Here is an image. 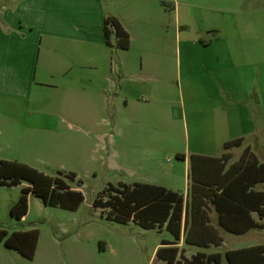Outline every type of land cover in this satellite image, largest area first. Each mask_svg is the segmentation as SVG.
I'll return each mask as SVG.
<instances>
[{
  "label": "crops",
  "instance_id": "0c3cea01",
  "mask_svg": "<svg viewBox=\"0 0 264 264\" xmlns=\"http://www.w3.org/2000/svg\"><path fill=\"white\" fill-rule=\"evenodd\" d=\"M166 1L0 0V98L20 99L30 104L28 108L37 110V87L49 84L47 79L38 78L39 69L51 77L59 71L62 74L92 71L87 75H77L81 82L75 81L74 85L66 87L76 98L96 96L105 100L109 98L114 71L116 89H113V96L118 100L115 109L119 115L112 121L117 139L115 143L123 146L122 151L130 152L127 160L130 165L127 167L134 166L151 174H165L168 182L156 183L158 179L150 174L149 181L136 180L129 185L143 183L164 187L180 193L183 199L179 238L173 240L170 235V239L156 243L154 257L158 247H175L176 259L182 261L197 252H217L206 250L222 245L221 232L238 236L264 226V214L259 218L254 210H250L247 216L257 226H249L241 233L230 232L219 225L217 212L208 200L202 209L208 223L217 231L219 243L198 246L183 241L184 203L190 197L191 169L196 180L215 182L219 175L228 174L229 178L234 175L237 169L234 165L242 155L256 165L264 163V3L258 0H170L177 36L175 63L181 65L186 73L187 84L191 76L194 81V93L190 91L186 98L190 104L193 103L192 110L188 112L193 115L196 142L192 144L191 152L184 149L170 168L163 170L155 159L159 149L137 142L144 140L148 129L127 126L123 116L129 110L130 120L146 119L154 108L153 100L158 102L157 111L167 110L168 88L161 78L168 67L169 46L163 34L166 19L170 18L165 9ZM106 16L114 17L128 34L126 49L115 46L112 33L109 44L105 43L102 27ZM179 34L182 35L180 39ZM111 49H115V64L110 56ZM57 50L76 56L66 66L57 64L59 62L52 64L49 55ZM137 59L139 67L132 62ZM141 74L151 78L156 75V78L136 81L135 78ZM84 78L87 82H82ZM94 78L100 79L99 88L90 87L95 86L92 83ZM40 102L43 104V100ZM181 117L183 121L185 114ZM129 135H134L131 141L127 139ZM235 139L239 140L236 144L223 147L224 142ZM0 160L16 161L6 157H0ZM18 163L36 169L24 161ZM126 174L133 176L137 173L129 170ZM175 179H181L182 190L173 183ZM21 180L27 181L19 179L12 186L21 185ZM232 190L241 192L239 186ZM247 190L264 193V181L251 183ZM29 195L33 193H26V211L20 218H15L16 221L26 214ZM186 217L188 225L189 215ZM237 225L240 226L239 223ZM30 229L36 228L2 230L8 234ZM157 229L165 228L162 225ZM162 241L168 243L161 244ZM156 259L165 262L158 257Z\"/></svg>",
  "mask_w": 264,
  "mask_h": 264
},
{
  "label": "rangeland",
  "instance_id": "374dc122",
  "mask_svg": "<svg viewBox=\"0 0 264 264\" xmlns=\"http://www.w3.org/2000/svg\"><path fill=\"white\" fill-rule=\"evenodd\" d=\"M258 1L264 3V0ZM170 4V0H167L165 9L170 18L166 19L167 26L163 30L169 46L168 67L161 77L168 88L167 110L157 111L158 102L153 100L154 108L148 112L146 119L130 120L129 110L123 116L127 126L148 129L144 140L137 142L159 149L155 159L163 170L170 168L176 154L184 152L186 148L191 152L192 144L196 142L193 115L188 112L192 110L193 103L190 104L186 98L193 91L194 81L193 76L187 78L191 85L188 86L186 73L181 65L175 63L177 55L174 44L177 36ZM178 36L179 39L182 37L181 34ZM114 53L115 49H111L112 63ZM73 56L76 55L57 50L49 58L53 60L52 64L59 62L57 64L66 66L74 60ZM132 62L139 67L138 59ZM89 72L92 71L80 70L81 74L74 71L62 74L59 71L51 77L38 69V78L47 79L49 84L37 87V110L28 108L30 104L20 99L0 98V157L24 161L47 176H58L70 189L82 195V201L72 211L46 205L36 195H29L27 212L16 221L9 214V207L26 187L24 184L29 182L21 180L22 184L18 186L2 185L0 182V228L8 232L29 227L38 230L37 242L30 256L5 247L0 242V264H168L157 260L153 249L160 240L171 238L165 229H145L132 221L117 222L105 217L106 209L91 205L96 195L103 199L106 197V193H98L108 184L119 186V182H122L129 185L136 180L149 181L152 176H149V171L127 167L130 152L122 151L123 146L115 143L117 139L112 125L114 117L118 115L115 109L118 100L113 96V89H116L115 72L112 71V87L109 98L105 100L96 96L90 99L76 98L72 90L66 87L68 84L74 85L75 81L81 82L77 75H87ZM69 76L71 78L68 79ZM155 78L156 75L151 78L141 74L135 80L150 81ZM82 82L87 81L84 78ZM92 83L95 86H90L91 83L89 86L96 89L101 81L94 78ZM42 100L43 104L40 102ZM183 113L185 119L182 121ZM132 138L134 135L127 136L129 141ZM129 170L137 174L127 176ZM68 173L74 175L73 179L66 177ZM151 175L158 179L156 183H168L165 174ZM4 181L9 182L10 179ZM173 183L182 190L181 179H175ZM221 235L222 245L206 250L221 254L219 264H226L222 256L226 249L264 245V226L243 235L226 232H221Z\"/></svg>",
  "mask_w": 264,
  "mask_h": 264
},
{
  "label": "trees",
  "instance_id": "16d2710c",
  "mask_svg": "<svg viewBox=\"0 0 264 264\" xmlns=\"http://www.w3.org/2000/svg\"><path fill=\"white\" fill-rule=\"evenodd\" d=\"M102 31L105 43L109 44V36L112 33L116 47L121 49L128 47V34L114 17H104ZM238 141L235 139L224 142L223 147L226 148ZM180 156L181 154H176V157ZM234 168H237L236 172L230 178L228 174L219 175V180L215 182L196 180L191 169L190 197L189 201L186 200L184 203L183 241L185 243L198 246L219 243L220 238L217 231L208 223L202 209L208 200L217 212L219 225L228 231L241 233L249 226H257L247 214L248 211L254 210L259 218L263 216L264 193L247 190V187L255 181H264V163L256 165L254 161L242 155ZM66 177L73 179L74 175L68 173ZM6 179L10 181L5 182ZM19 179L27 180L29 185L22 189L15 203L9 207V214L14 218H20L25 213L27 192L41 198L46 205L71 211L75 210L82 201L81 193L70 189L60 177L47 176L16 161L0 160V182L13 185L18 183ZM238 186L242 193L232 190V188L237 190ZM210 187H213L212 190L209 189ZM218 190L220 191L217 192ZM105 193L104 199L96 195L91 205L94 208L106 209V218L122 223L132 221L145 229L159 228L164 225L173 240L179 238L183 208L180 193L143 183L120 184L119 186L108 184L98 194ZM188 215L187 225L186 216ZM37 234L36 229L12 231L8 234L0 229V241L5 247L14 248L21 254L30 256L34 251ZM166 243L168 242H161V244ZM176 253L175 247L161 246L155 250V256L168 264H219L220 259L218 252L208 254L197 252L191 258L181 261L176 259ZM224 257L227 264H264V245L229 249L224 252Z\"/></svg>",
  "mask_w": 264,
  "mask_h": 264
}]
</instances>
